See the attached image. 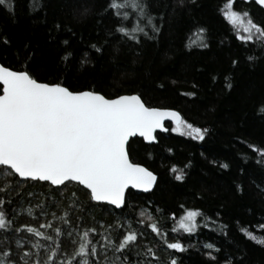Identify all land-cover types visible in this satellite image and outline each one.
Returning <instances> with one entry per match:
<instances>
[{
    "label": "trees",
    "instance_id": "16d2710c",
    "mask_svg": "<svg viewBox=\"0 0 264 264\" xmlns=\"http://www.w3.org/2000/svg\"><path fill=\"white\" fill-rule=\"evenodd\" d=\"M82 2L12 0L14 12L0 5V38L9 41L0 39V62L18 67L14 52L29 44L36 52L31 68L38 77L52 80L62 75L73 90L94 86L108 95L136 91L149 106L177 109L183 119L209 131L204 140H196L168 125L169 132L157 133L156 143L133 138L131 158L156 172L158 182L148 193L129 190L121 209L90 201L84 187L75 182L54 187L17 175L7 177L11 183L0 189L5 201L0 210L12 227L0 229V251L11 247L16 254V240L31 238L40 243V255L42 243L49 241L57 249L53 264H63L78 247L80 233L96 228L90 237L97 243L101 264L105 256L114 259L115 251L100 247L106 244L104 236L118 243V237L129 230L137 233V241L116 256L121 260L127 257L133 264H169L173 256L178 264H213L206 255L210 250L217 261L232 257L242 259L243 264H264V245L246 235L252 231L264 236V227H260L264 226V166L251 147H264V47L259 40L244 43L237 38L236 30L222 15L226 0H190L187 7L179 8H174L176 0H148L162 31L158 41L140 47L113 31L120 18L107 9L108 0H92L93 13L74 18L73 7ZM30 3L34 10H29ZM233 8L247 11L255 22L264 24V10L254 1L235 0ZM132 19L130 16L125 23L131 24ZM54 21L66 28H53ZM197 26L209 30L207 41L195 31ZM140 35L142 41L146 39ZM65 40L66 45L62 43ZM102 41V52L90 47ZM202 42L208 47H199ZM66 52L71 53L67 68L60 59ZM84 53L92 62L81 66ZM248 56L256 57V62L250 63ZM234 59L238 61L235 65ZM228 75L234 85L231 89L225 86ZM192 92L196 95H187ZM223 163L229 168H222ZM172 165L183 170L184 181L175 179ZM4 183L0 175V185ZM237 184L243 192L236 190ZM73 199L80 207L70 202ZM29 208L32 214L26 211ZM188 208H200L204 213L197 218L198 223H204L193 233L179 227ZM66 209H71L70 222L60 219ZM49 222L51 227L46 226ZM152 223L157 224L159 234L150 227ZM20 225L36 227L45 236H36ZM57 227L62 233L55 231ZM165 240L179 241L187 248L171 249ZM208 244L217 245L219 252ZM147 249L157 256L144 255ZM50 255L51 251L46 256Z\"/></svg>",
    "mask_w": 264,
    "mask_h": 264
},
{
    "label": "snow or ice",
    "instance_id": "6c2138e0",
    "mask_svg": "<svg viewBox=\"0 0 264 264\" xmlns=\"http://www.w3.org/2000/svg\"><path fill=\"white\" fill-rule=\"evenodd\" d=\"M35 0H33V3ZM190 0H176L174 8L187 7ZM235 0H226L222 12L229 23L236 30L239 40L244 43L259 40L264 47V24L255 22L250 13L234 9ZM264 5V0H258ZM9 12H14L12 0H0ZM43 7L42 4L37 5ZM107 9H110L120 23L114 26L113 31L121 33L123 38H130L140 47L148 41L156 42L162 31L156 21L157 13L152 12L148 0H108ZM29 10H34L32 3ZM94 5L92 0H83L73 7V17L83 19L92 14ZM103 11V10H102ZM161 18L163 14H159ZM132 17L131 24L125 21ZM149 25L151 27H149ZM62 25L59 21L53 22V28L59 30ZM204 41L209 39V30L197 26L195 29ZM241 32L243 34H241ZM151 33V34H150ZM112 32L109 31L108 35ZM146 38L142 41L141 35ZM4 43H9L7 37L0 38ZM67 44L68 41H62ZM102 41L99 45L92 44L90 47L97 52L103 51ZM199 47L207 48V43H200ZM36 52L29 44L14 52V59L18 67L6 65L0 62V175L5 178V183L0 189L7 188L11 183L9 176L18 174L21 178L51 182L52 185L66 186L65 182H78L84 186L85 195L90 201H107L115 206L126 204V190L129 186L136 189L150 190L157 182V173L151 171L142 163H135L130 156L132 152V141L138 133L146 141H156L154 134L156 129L164 127L165 117H171L175 121L173 131L183 132L196 140H204L209 129L196 126L183 119L180 112L166 107L149 106L136 91H125L119 94H105L104 90L94 86L73 90L67 86L62 75H56L52 80L47 77H38L32 70ZM70 52H66L61 61L67 68ZM250 63L256 62V57L246 58ZM92 61L84 53L80 63L81 66ZM232 60V64H237ZM216 77L213 76V80ZM225 86L231 89L234 85L231 76H225ZM161 87H163L161 85ZM187 95H196L195 92ZM264 111V106H261ZM251 147L258 154V163L264 166V147ZM168 151H172L171 148ZM244 155V154H242ZM247 159V157L245 156ZM191 161H189V164ZM213 164L216 161H212ZM224 169L229 168L228 163L221 164ZM175 179L184 181L186 174L182 169L172 165ZM243 171V169H241ZM236 190L243 192L241 184L235 185ZM75 197V193L72 194ZM76 207H80L78 200L70 201ZM5 203L0 198V205ZM32 214L33 209L26 210ZM71 209H66L60 219L68 221ZM144 213L141 212V216ZM204 215L200 208H188L180 217L179 227L185 232H196L199 223L197 218ZM53 219H56L53 216ZM211 220L212 217H205ZM118 224V222H116ZM143 223V221H141ZM47 227H51L49 222ZM207 226V225H206ZM12 227L11 221L6 214L0 210V229ZM28 232L36 236H45V233L30 225H20ZM112 225H108L111 228ZM150 227L158 234L160 229L156 223ZM223 227V225H222ZM264 227V226H260ZM16 228L15 231H19ZM57 233L62 229L57 227ZM243 231V229L241 230ZM96 228H85L80 233L78 247L73 255L68 256L63 264H101L98 254L97 243H94L90 233H96ZM71 235V233H69ZM246 235L260 245H264V236H257L252 231ZM52 240V236L47 237ZM105 245H101L104 251L113 248L114 259L103 258L102 264H133L125 257L121 260L116 253L123 255L121 250L130 248L137 241L135 231H127L118 237V243L104 236ZM24 241L17 239L16 244L22 245ZM165 243H168L165 240ZM171 249L184 250L187 245L179 241L168 243ZM209 249L219 252L217 245L208 244ZM33 250L27 247L21 249L22 254H14L11 247L0 251V264H53V256L57 255V249L51 248L52 255L46 256L43 261L39 258L40 243L37 241ZM139 254V253H138ZM146 256L156 257L157 253L147 249ZM206 255L211 258L213 264H243L242 259L233 260L227 257L217 261L213 251H207ZM95 258V259H92ZM138 264V262H137ZM147 264V262H146ZM169 264H178L176 257H170Z\"/></svg>",
    "mask_w": 264,
    "mask_h": 264
},
{
    "label": "water",
    "instance_id": "95a60500",
    "mask_svg": "<svg viewBox=\"0 0 264 264\" xmlns=\"http://www.w3.org/2000/svg\"><path fill=\"white\" fill-rule=\"evenodd\" d=\"M252 1H254L258 6H260L263 10H264V5H260L259 3H258V0H252ZM2 86V85H1ZM153 107H157V106H153ZM166 108H168V107H166ZM171 109H173V110H175V111H178L177 109H174V108H171ZM179 112V111H178ZM181 114V113H180ZM181 116H182V114H181ZM183 117V116H182ZM163 124H164V127L163 128H161V129H156L155 130V132H154V134L155 135H157V133H167V132H169V130H170V128H169V126L168 125H175V121L174 120H172V118L171 117H165L164 118V120H163ZM136 137H138V138H141V139H143V137L142 136H140L138 133L135 135V137H133V138H136ZM133 138H130L131 140L133 139ZM144 140V139H143ZM146 143H156L157 142V140L156 141H146V140H144ZM133 162H135V161H133ZM135 163H137V162H135ZM147 167V166H146ZM151 170V169H150ZM152 171V170H151ZM17 176H18V174H16ZM19 177V176H18ZM20 179H22V180H26L27 178H21V177H19ZM43 182H46V181H43ZM74 182V181H73ZM157 182H158V175H157ZM157 182H156V184H157ZM48 183H50L51 184V182H48ZM65 183H67V182H65ZM75 183H78V182H75ZM79 184V183H78ZM156 184L154 185V187L152 188V189H150V190H144V189H136V188H134V187H132V186H129V189H127L126 190V198H127V193H128V191L129 190H133V191H136V192H143V193H148V192H151V191H153L154 190V188H155V186H156ZM52 185V184H51ZM54 187H59V186H61V185H53ZM82 186V185H81ZM84 187V186H83ZM97 202V201H96ZM100 203H106V204H109V205H111V206H113L114 208H116V209H121L124 205H122V206H115V205H112L110 202H107V201H100Z\"/></svg>",
    "mask_w": 264,
    "mask_h": 264
},
{
    "label": "rangeland",
    "instance_id": "374dc122",
    "mask_svg": "<svg viewBox=\"0 0 264 264\" xmlns=\"http://www.w3.org/2000/svg\"><path fill=\"white\" fill-rule=\"evenodd\" d=\"M174 127H175V125H173V128ZM22 241H24V243L17 247L18 251L16 252V254H22L21 249L23 247L30 248V249L33 250V253H35V248H34L35 243H34L33 239L26 238V239H23ZM51 248H52L51 247V242L45 241L44 243H42V251H41V254L39 255V258L41 260H43L45 258V256L51 251Z\"/></svg>",
    "mask_w": 264,
    "mask_h": 264
}]
</instances>
